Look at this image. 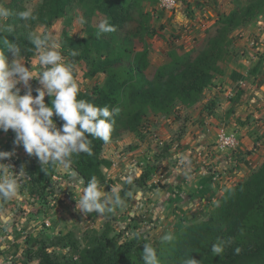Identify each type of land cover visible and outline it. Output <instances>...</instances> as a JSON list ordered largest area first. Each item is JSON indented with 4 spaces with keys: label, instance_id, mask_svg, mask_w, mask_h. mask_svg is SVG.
<instances>
[{
    "label": "rangeland",
    "instance_id": "obj_1",
    "mask_svg": "<svg viewBox=\"0 0 264 264\" xmlns=\"http://www.w3.org/2000/svg\"><path fill=\"white\" fill-rule=\"evenodd\" d=\"M43 1L0 0L14 13L4 22L11 26V31L0 34L30 40V33H50L60 46L65 62L75 65L74 78L78 88L86 93H91L105 81L106 74L102 70L119 73L128 70L136 52L146 51L151 63L160 66L164 55L171 50L197 56L210 44L220 56L224 76H219L213 88L205 90L198 103L189 109L196 113L190 123L198 126L205 115L217 114L222 105L220 118L228 121L231 113L228 119L224 117L228 108L225 106H229V111H237L243 101L253 100V91L264 98V0H178V6L173 10L161 8V0H138L131 18L118 30L109 26L107 18L85 2L73 3L66 16L49 27L32 21L21 22L15 15L27 8L34 12ZM237 8L243 10L236 18L235 27L226 29L221 24L223 18ZM102 23L110 30L101 33ZM88 40L93 45L86 46ZM73 50L77 53L75 56L71 55ZM22 55L25 65L31 69L30 60L36 64L34 53L22 49ZM13 58L8 57L9 62ZM31 85L35 96V89L40 85L36 79L31 81ZM18 87H21V93L26 91L23 85ZM214 89L218 94L212 97L209 91ZM220 94L222 96L219 97ZM187 112L178 104L172 113L180 115L179 119L186 115L187 121ZM238 120L240 122L242 118ZM236 129L231 130L238 132ZM14 138L11 130L6 133L0 131V151L13 152L2 162L12 166L16 172L23 168L26 180L19 189L20 199H0V264H40L46 259L45 253L56 264H80L75 246L84 248L96 239L109 240L115 248L131 241L158 245L162 236L179 228L159 229L154 223L155 214L138 213L139 208H135L133 200L139 190L133 186L137 178L131 182L124 177V181L117 180V184L111 186V189L116 187L119 190L125 201L123 207L104 215L92 213L84 216L77 210L76 199L82 194L85 184L72 182L74 175L77 179L82 178L71 169L51 165L47 172L42 171L38 159L29 156L22 146L14 145ZM159 174L158 170L156 177L160 178ZM106 185L107 182L102 190L105 195L111 191ZM154 185L157 186L153 181ZM130 188L133 190L128 195ZM209 213L194 215L188 220L191 219V223L202 221ZM134 233H139V237ZM248 241V238H243L238 244H253V241Z\"/></svg>",
    "mask_w": 264,
    "mask_h": 264
},
{
    "label": "trees",
    "instance_id": "obj_2",
    "mask_svg": "<svg viewBox=\"0 0 264 264\" xmlns=\"http://www.w3.org/2000/svg\"><path fill=\"white\" fill-rule=\"evenodd\" d=\"M137 1L44 0L42 6L34 11L37 18L31 21L49 27L66 16L68 7L73 3L85 2L94 11L103 14L109 26H115L118 30L123 22L131 18ZM242 10H232L223 18L222 26L226 29L235 27L236 18ZM0 37L33 52L30 40L4 34H0ZM85 45L93 43L88 40ZM7 55L12 57L11 53ZM219 60L220 56L210 44L197 56L171 50L164 55L160 66L151 63L146 51L136 52L128 70L124 73L102 70L106 74L105 81L91 93L79 89L78 99H85L100 107L120 109L115 117L111 142L124 133H139L151 115H173L178 104L185 109L194 107L204 91L211 88L219 76H224V68ZM45 102L50 106L51 97L46 96ZM53 119L59 127L62 126L63 121L59 117L54 116ZM109 143L92 139L93 155H74L70 168L85 181V185L95 176L101 191L106 184L103 169L111 166L103 159L104 149ZM150 169V173L155 170L154 167ZM172 234L175 239L171 244H151L157 249L161 264H180L183 258L190 256L200 264H264V161L245 181L228 191L207 218L190 223ZM217 238L231 241L225 247L222 258L211 252ZM243 238H248L253 244H238ZM143 244L131 241L115 248L109 240L96 239L84 248L75 246V251L80 264H142ZM237 247L242 250L239 254L235 253ZM45 255V261L40 264H56L48 254Z\"/></svg>",
    "mask_w": 264,
    "mask_h": 264
},
{
    "label": "clouds",
    "instance_id": "obj_3",
    "mask_svg": "<svg viewBox=\"0 0 264 264\" xmlns=\"http://www.w3.org/2000/svg\"><path fill=\"white\" fill-rule=\"evenodd\" d=\"M13 15L11 9L0 3V33L11 31V26L4 22ZM15 15L24 22L37 18L31 8ZM109 30L105 24L100 25L101 33ZM29 35L36 61L34 65L30 60L31 69L25 65L21 47L14 41L0 37V131L6 133L11 130L15 134L14 145L22 146L29 156L36 157L42 171L47 172L50 165L70 169L74 155H93L92 139L106 144L110 142L115 117L120 109L100 107L85 99H78L75 65L65 62L59 51L60 46L50 33ZM8 53L14 57L11 62ZM76 54L75 50L71 53L72 56ZM33 79L40 85L35 89V96L31 85ZM18 85L24 86V94H21L22 89ZM46 96L51 97L50 106L45 102ZM54 116L63 121L61 127H57ZM12 155L13 152L0 151V199L6 201L20 199L19 189L26 180L23 168L16 172L12 166L2 162ZM72 182L85 184L75 175ZM76 201L77 210L84 216L111 213L125 203L116 187L105 195L95 176L87 181ZM133 235L138 238L140 234ZM174 239L171 232L166 233L161 237V244H171ZM230 242L217 238L211 246L212 254L222 258ZM143 245L142 264H161L157 249L150 243ZM241 251L239 247L235 249L236 254ZM180 264H200V261L190 256L183 258Z\"/></svg>",
    "mask_w": 264,
    "mask_h": 264
},
{
    "label": "crops",
    "instance_id": "obj_4",
    "mask_svg": "<svg viewBox=\"0 0 264 264\" xmlns=\"http://www.w3.org/2000/svg\"><path fill=\"white\" fill-rule=\"evenodd\" d=\"M215 90L209 91L212 97L218 94ZM258 93L253 91V100L243 101L235 112L225 106L228 108L224 117L228 119L231 113L228 121L220 118L223 105L217 114L205 115L198 126L190 123L196 113L189 109L187 121L186 115L184 119H179L180 115H151L139 133H126L127 136L105 147L103 159L111 164L103 169L106 186L111 189L119 180L124 181V177L130 181L137 178L133 184L139 189L133 199L135 208H139L140 214H155L154 223L159 229L179 226L177 230H180L191 223L192 216L208 214L228 191L245 181L264 161V98L257 96ZM198 116L204 118L202 114ZM258 119L261 121L255 122ZM244 120L247 121L241 122ZM222 127L228 131L239 129L238 150L221 152L216 148ZM151 167L155 168L153 173ZM158 170L160 178L156 177ZM153 181L157 186H152Z\"/></svg>",
    "mask_w": 264,
    "mask_h": 264
},
{
    "label": "built area",
    "instance_id": "obj_5",
    "mask_svg": "<svg viewBox=\"0 0 264 264\" xmlns=\"http://www.w3.org/2000/svg\"><path fill=\"white\" fill-rule=\"evenodd\" d=\"M160 6L166 10H173L178 6V0H161ZM21 94H24L22 92ZM160 145L163 142L157 140ZM240 147V135L236 131H228L226 128H220L217 136L216 148L221 152L236 151Z\"/></svg>",
    "mask_w": 264,
    "mask_h": 264
}]
</instances>
